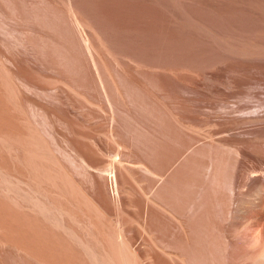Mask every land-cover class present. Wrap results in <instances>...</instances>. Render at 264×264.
<instances>
[{
  "label": "bare ground",
  "instance_id": "bare-ground-1",
  "mask_svg": "<svg viewBox=\"0 0 264 264\" xmlns=\"http://www.w3.org/2000/svg\"><path fill=\"white\" fill-rule=\"evenodd\" d=\"M189 1L0 0V264H264V76Z\"/></svg>",
  "mask_w": 264,
  "mask_h": 264
},
{
  "label": "rangeland",
  "instance_id": "rangeland-1",
  "mask_svg": "<svg viewBox=\"0 0 264 264\" xmlns=\"http://www.w3.org/2000/svg\"><path fill=\"white\" fill-rule=\"evenodd\" d=\"M192 1L194 2V0L189 1V9L190 11L192 9L191 12H194L197 8L196 2L198 0L194 3ZM200 1L207 15H205V24L207 26L210 25L209 27L217 26L220 29L221 33L217 36L220 40L233 38L236 43L251 47V83L255 79L264 76V0Z\"/></svg>",
  "mask_w": 264,
  "mask_h": 264
}]
</instances>
